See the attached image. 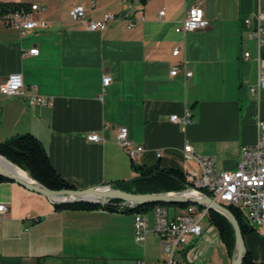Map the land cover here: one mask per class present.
Masks as SVG:
<instances>
[{"label": "crops", "instance_id": "0c3cea01", "mask_svg": "<svg viewBox=\"0 0 264 264\" xmlns=\"http://www.w3.org/2000/svg\"><path fill=\"white\" fill-rule=\"evenodd\" d=\"M8 1L45 5L33 16L46 24L22 34L0 18V85L12 72H21L24 79L21 94L6 95L0 89V141L32 134L76 188L138 177L134 164L180 170L188 185L187 173L200 175L201 167L185 157L186 143L201 155L214 156L218 170H231L241 147L257 141L264 88L253 92L250 86L257 85L264 67V46L249 39L244 19L250 16L256 24L264 0H0ZM77 4L86 6L84 18L70 15ZM197 4L208 26L176 31L186 11ZM126 9L133 10V27L122 19L105 29L87 26L89 18L106 10ZM161 9L165 13L159 17ZM32 47L39 52L29 53ZM246 50L252 54L249 59L243 57ZM174 67L176 74L171 73ZM105 74L112 80L104 87ZM32 95L48 102L32 103ZM186 111L191 113L189 124L170 119ZM122 125L132 143L145 148L135 158L117 142ZM92 131L102 139H88ZM0 203L7 208L0 211V264L151 262L148 237L157 236L150 230L145 243L135 239L134 211L57 209L44 194L13 180L0 182ZM173 211L180 213L177 207ZM146 212L151 228L153 208ZM253 227L244 235L245 251L254 264H264V227ZM209 228L193 240L200 253L187 264H231L232 254L218 229L211 222Z\"/></svg>", "mask_w": 264, "mask_h": 264}, {"label": "built area", "instance_id": "2783aa9c", "mask_svg": "<svg viewBox=\"0 0 264 264\" xmlns=\"http://www.w3.org/2000/svg\"><path fill=\"white\" fill-rule=\"evenodd\" d=\"M141 4L143 0H133ZM95 5L92 1L91 6ZM45 5L31 3L29 6L12 9L6 13L0 14V18L7 24L19 28L22 34L29 29L39 25H45L46 21L37 19L33 16L34 11L45 9ZM165 13L164 9L159 11V17ZM70 15L74 19L84 18L86 16V6L83 4L74 5L70 9ZM256 24H253V18L247 16L244 24L248 28L249 39L256 41L258 47L264 46V10L259 9L256 14ZM117 19L127 22L128 27H133L136 23L132 9H126L120 12L106 10L100 17L89 18L87 26L89 29H105ZM208 26V20L205 17L204 9L201 5L191 6L176 26V31H195ZM37 54L39 49L32 47L28 51ZM175 54L179 48L173 50ZM252 56L249 50L244 51L243 57L249 59ZM259 59L260 64H263ZM178 67L171 70L176 74ZM192 71L187 70L186 76H190ZM112 80L111 75L105 74L102 78L103 86L108 85ZM24 79L21 72L10 73L5 81L0 85V89L6 95H15L23 93ZM264 88V67L260 69L257 85H251V91H257ZM32 103L44 104L48 99L40 95H32ZM172 121L183 122L184 125L192 122L190 111L184 115L172 114ZM258 138L253 144H245L240 149V155L235 169L218 170L216 159L211 155H201L196 152L190 144L184 145V154L188 159L196 160L201 167V174L196 171L187 173V189L192 191H204L217 201L225 205L237 207L252 226L264 227V117L257 118ZM88 139L101 140L97 132L87 134ZM117 142L121 145L131 157L135 158L144 151L143 145H134L129 138L128 127L122 125L118 129ZM111 205L116 210L134 211V236L140 243H145L147 234L150 230L160 239V248L164 259L161 262H149L145 258L138 260L137 264H187L195 260L199 255V249L193 244V240L201 237L206 231L211 230L203 227V219H208L209 208L201 207L190 203L185 211L172 214L168 207L156 205L153 208V223L149 228V216L146 211L137 210V204L128 201H112ZM108 203V202H107ZM6 205L0 203V211H5ZM213 227V226H211ZM218 232V231H217ZM214 231V235L217 236ZM219 233V232H218Z\"/></svg>", "mask_w": 264, "mask_h": 264}, {"label": "trees", "instance_id": "16d2710c", "mask_svg": "<svg viewBox=\"0 0 264 264\" xmlns=\"http://www.w3.org/2000/svg\"><path fill=\"white\" fill-rule=\"evenodd\" d=\"M26 2H0V14L6 13L12 9L29 6ZM0 154L8 158L20 168L28 172L32 177L52 189L76 188V186L66 180L53 166L50 157L42 144L35 136L29 133L16 134L0 141ZM134 167L140 171L139 179L122 186L123 189L132 192H152V191H177L187 187L186 177L180 170L164 169L155 167H140L134 164ZM148 176V177H146ZM10 180L0 175V182ZM208 192L206 189H203ZM209 193V192H208ZM113 199L112 201H117ZM190 202L178 203H146L137 204L136 209L149 211L156 205L166 207L187 208ZM57 209H114L111 202L100 204L97 202H75L54 204ZM200 206V205H199ZM203 207V206H201ZM230 210L237 217L242 232L245 235L248 231L254 230V227L243 216L242 212L233 205H228ZM133 211V209H128ZM210 222L213 223L219 231L222 240L232 254L235 245V229L231 221L221 212L209 208ZM243 264H254L251 256L245 251Z\"/></svg>", "mask_w": 264, "mask_h": 264}, {"label": "water", "instance_id": "95a60500", "mask_svg": "<svg viewBox=\"0 0 264 264\" xmlns=\"http://www.w3.org/2000/svg\"><path fill=\"white\" fill-rule=\"evenodd\" d=\"M0 156L6 158L1 154ZM6 159L13 165L19 167L8 158ZM27 174L28 178L20 176L5 167L0 162V175L10 180L16 181L28 189L44 194L53 204L75 203L82 201L104 204L113 199H120L135 204L190 202L217 210L224 214L231 221L235 229V245L232 253L231 264H243L245 253V237L237 217L227 205L217 201L212 196L202 191H194L195 193L192 194L187 188H185L177 191L132 192L122 188V186L141 178L140 176L126 181H118L114 185L104 184L92 185L85 188L52 189L32 177L28 172Z\"/></svg>", "mask_w": 264, "mask_h": 264}, {"label": "rangeland", "instance_id": "374dc122", "mask_svg": "<svg viewBox=\"0 0 264 264\" xmlns=\"http://www.w3.org/2000/svg\"><path fill=\"white\" fill-rule=\"evenodd\" d=\"M99 1V0H98ZM101 1V0H100ZM106 1V0H105ZM99 6V5H98ZM22 169V168H21ZM25 171V170H24ZM174 206H171L169 207V210L171 213H173L174 211ZM184 211V208L182 207H177V212H183ZM150 216H151V219H152V212H150ZM202 224H203V227L206 228L209 224H210V221L207 220L206 218L203 219L202 221ZM154 237V238H153ZM159 244H160V239H158L157 237H155L154 235L148 237V242H147V255L149 257V260L151 262H157V261H162L163 260V257L165 256L163 254V252L160 250L159 248ZM222 244V243H221ZM160 254H162V259H158L157 260V256H160Z\"/></svg>", "mask_w": 264, "mask_h": 264}, {"label": "bare ground", "instance_id": "6f19581e", "mask_svg": "<svg viewBox=\"0 0 264 264\" xmlns=\"http://www.w3.org/2000/svg\"><path fill=\"white\" fill-rule=\"evenodd\" d=\"M0 162L7 167L8 169L12 170L14 173L23 176L25 178H28V174L26 171H24L23 169L17 167L16 165H13L11 162H9L6 158L0 156ZM190 193H195L192 190H189ZM203 192V191H202Z\"/></svg>", "mask_w": 264, "mask_h": 264}]
</instances>
